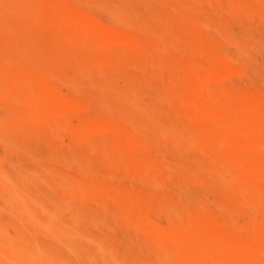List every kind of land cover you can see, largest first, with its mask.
<instances>
[{
    "label": "rangeland",
    "instance_id": "rangeland-1",
    "mask_svg": "<svg viewBox=\"0 0 264 264\" xmlns=\"http://www.w3.org/2000/svg\"><path fill=\"white\" fill-rule=\"evenodd\" d=\"M5 1L0 0V5ZM14 3L4 4V12L13 20L1 28L0 45L6 34L14 33L16 39L10 44L11 49L0 51V64L17 68L21 76L16 70L8 73L0 70L1 169L15 180L26 172L39 176H30L28 183L24 180L21 187L48 209H53L61 196L49 179L39 175L43 168L82 179L95 188L93 193L75 201L82 232L101 240L122 264H150L155 260L156 249L166 253L171 264H264V0H25ZM178 5L185 9L181 10L177 22H169V15L176 13ZM56 6L63 23L47 20ZM119 9L125 12L117 20ZM21 11L30 13L36 21L19 34L20 24L15 17ZM78 14L83 15L80 18L92 19L95 29L89 24L86 32L91 36L80 42L76 50L113 47L112 59L119 70L129 77L148 81V88L138 95L144 111L133 110L128 118L102 117L104 113L94 101L101 95L110 96L108 91L103 93L99 82L103 78H115L114 68H101L105 64L103 59L90 62L86 58L78 59L83 72L76 67V60H73L76 64H60L59 49L65 50L68 39L57 33H64L70 27L79 29ZM95 25L104 27L109 35L112 33L111 40L108 34L106 38L101 37ZM164 31L166 36L162 40ZM114 33L125 34L124 40ZM49 34L51 38L54 36L50 41ZM127 34L157 42V56L149 64L145 63L144 55L131 49L134 42L124 43ZM34 42L44 45L31 50ZM6 73L16 75L24 86L18 85L17 80L18 83L6 79L10 78ZM51 102H55L52 109L48 106ZM56 103L60 107L57 111ZM12 107L33 114L30 118L34 122L29 119L32 133L11 135L6 109ZM145 113L173 128L178 136L176 143L182 152L181 159L190 167H202L201 183L193 181L191 173L178 167L176 162L180 158L174 154L162 157V162L174 164L164 179L146 164V157H152L158 149L142 148L135 141L127 140L136 135L128 122L143 118ZM100 123L106 128L98 129ZM193 124H198L200 129ZM116 125L122 126L120 130L115 131ZM158 140L160 147L170 142L167 136L159 135ZM189 141L200 150L190 149ZM212 164L231 165L235 175L232 189L216 185L215 180L222 173L207 169ZM172 208L176 213L173 214ZM59 219L60 223H68V210H61ZM0 223L11 236L17 230L22 231V242L30 247L32 238L23 228L26 219L5 205L1 196ZM35 237L41 246L57 248L53 238L40 232ZM80 246L83 254L92 250L84 239ZM60 253L67 259H75L66 249L60 248ZM108 256L97 255L91 263L102 264L101 260H107Z\"/></svg>",
    "mask_w": 264,
    "mask_h": 264
},
{
    "label": "bare ground",
    "instance_id": "bare-ground-1",
    "mask_svg": "<svg viewBox=\"0 0 264 264\" xmlns=\"http://www.w3.org/2000/svg\"><path fill=\"white\" fill-rule=\"evenodd\" d=\"M25 0H6L4 4H8V3H14V2H20L23 3ZM111 1V0H110ZM206 1V0H205ZM28 2V1H26ZM109 2V0H108ZM112 3V2H111ZM109 3V4H111ZM4 4L0 5V32H1V28L3 26H5V24H7L8 22H10L11 17L6 14L4 12ZM15 4V3H14ZM25 4V3H24ZM259 5V4H258ZM58 7L61 5H57ZM57 6L56 8H54L53 12H51V14L47 17L48 21H51L52 23L57 24L58 22L63 23V21L61 22V15L58 14V10H57ZM95 6V5H94ZM98 6V5H97ZM100 6V5H99ZM138 6V5H137ZM66 7V6H65ZM68 7V6H67ZM101 7V6H100ZM103 7V5H102ZM178 8L175 9L174 14L169 15V22H172L176 19H178V17L182 14V9L184 6L182 5H178ZM48 8V7H47ZM99 8V7H98ZM107 8V7H106ZM114 8V7H113ZM65 8H62V11ZM51 10V9H50ZM135 10V9H134ZM65 11V10H64ZM63 11V12H64ZM125 12L124 9H119L116 13V19L119 20V16H121L123 13ZM133 12V10H132ZM139 12V11H138ZM72 12H70L69 14H71ZM68 14V12L66 13V15ZM76 14V13H75ZM65 15V16H66ZM73 15V14H72ZM77 15V14H76ZM75 17V15H73ZM80 15L78 14V17L76 18H80ZM131 16V15H130ZM128 16V17H130ZM16 21L20 24L19 27V34H22L23 31L26 32L27 28L29 27L28 24H33V22L36 21V18H34V16L30 15V13H26L25 11H21L17 14V17H15ZM75 18V19H76ZM122 19V18H121ZM130 19V18H129ZM67 20V19H66ZM70 20V19H69ZM68 20V21H69ZM81 22V26H79V29H75V28H69L66 29V32H62L60 34L57 33V35H59L60 37H62L63 39L66 38V41L68 39L67 42V47L64 49H59V54H61V57L59 58V62L61 65H69L70 62H74L73 64H76V62H81L78 59H82L83 60L86 58L87 60L90 61H99L102 60L104 61L105 64H102L101 68H114V70L116 71L115 73V78H103L102 80L100 79L99 82V86L102 88L103 93L104 92H110V96L107 95H101L99 96V98H96L94 103L99 107V109H101L103 111V115H101L102 117L105 118H109V115H119L121 117H127L131 115V111L133 110H141L144 111V109L142 108L140 102L138 101V95L140 93H142L143 91H145L148 88V81H146L143 78H134V77H129L125 72H123L122 70H119L120 67L115 66L116 63L115 61L112 59V52L114 51L113 47H106L100 50H96V49H90V50H81V52H79L78 50H76V46H79L80 42L84 41V39L89 38V36H91L86 32V29H88L89 24L91 25L92 23V19H90L88 16L86 17H81L80 19ZM77 21V20H76ZM94 22V21H93ZM177 22V20H176ZM217 23V22H216ZM68 24V22H67ZM66 24V25H67ZM95 24V22H94ZM120 24V23H119ZM41 25V24H40ZM97 25L99 26V23H97ZM68 26V25H67ZM94 25H91V28ZM96 26V25H95ZM101 26V25H100ZM171 26V25H170ZM66 27V26H65ZM46 28V27H45ZM48 30L49 27L47 26ZM90 28V29H91ZM94 28V27H93ZM97 28V26H96ZM102 27H98L97 29L100 31H98L100 34H102L101 37L106 38V34H108L107 31H105V29H101ZM95 29V28H94ZM107 29V28H106ZM164 30H167V27L163 28ZM90 32V30H88ZM93 31V30H92ZM103 31V33H102ZM105 31V32H104ZM24 32V33H25ZM97 32V30H96ZM97 32V34H98ZM107 32V33H106ZM114 32V31H113ZM161 32V31H160ZM94 33V32H93ZM111 33V32H110ZM165 33L166 31L162 32V40H165ZM26 34V33H25ZM99 34V35H100ZM120 34V33H119ZM119 34L114 33V35L119 36ZM1 35V33H0ZM112 35V33H111ZM111 35H107V37L111 40ZM121 35V34H120ZM125 34L121 35V38H123ZM128 35V34H127ZM26 36V35H25ZM98 36V35H97ZM111 36V37H109ZM123 36V37H122ZM4 37V36H3ZM15 34L11 33V34H6L5 36V40L4 43H2L0 45V51H4L5 49H11V45L12 42L15 41ZM54 36L52 35V38ZM94 37V35H93ZM126 37V41H124V43H131L134 42V47L131 48L132 50H134L135 52H139L141 54L144 55V59L146 60L145 63L149 64L150 61L153 59L154 56H157L159 50H158V44L157 42L154 43V41H152V39H145V38H138L136 36H133L131 34H129ZM48 41H50L51 38V34H49L47 36ZM95 38V37H94ZM107 38V41H109V39ZM116 38V37H115ZM119 38V40L121 39ZM62 39V40H63ZM229 39V38H228ZM255 39V38H253ZM263 39V38H262ZM117 40V39H116ZM122 40V39H121ZM124 40V38H123ZM116 42V41H115ZM96 43V42H95ZM120 43V42H118ZM117 43V44H118ZM227 43H229L227 41ZM257 43V42H256ZM43 44V43H42ZM42 44H37L34 42V45H32L33 47L31 48V50H36V48L40 45L42 46ZM97 44V43H96ZM44 45V44H43ZM80 47V46H79ZM255 47V46H253ZM259 47V46H258ZM119 48V47H118ZM118 48H116L118 50ZM253 50V49H252ZM54 51V50H52ZM255 51V50H253ZM20 54V53H19ZM239 55V54H238ZM27 57V56H26ZM119 57V56H118ZM223 60V59H222ZM224 63V62H223ZM222 63V64H223ZM249 63V62H248ZM261 63V62H260ZM122 64V61H121ZM246 64V63H245ZM224 65V64H223ZM263 65V64H262ZM30 66V65H29ZM73 66V65H72ZM249 66V65H248ZM254 66V65H253ZM264 66V65H263ZM15 67V66H14ZM33 67V66H32ZM76 67L79 69L80 72H83V65L81 63L76 64ZM86 68V66H84ZM255 67V66H254ZM262 67V66H261ZM36 68V67H35ZM125 68V67H124ZM234 68V67H233ZM228 69V66H227ZM0 70L1 73L2 71H8L10 72L11 70H16L19 71L17 68H8L5 64H0ZM21 70V69H20ZM153 71V70H152ZM232 71V70H231ZM262 71V70H261ZM13 72V71H12ZM76 72V71H75ZM86 72V71H85ZM150 72V71H149ZM148 72V73H149ZM0 73V74H1ZM5 74L6 77H10V78H6V79H10V80H14V82H16V80L18 79L15 76H10L13 74ZM16 72H14L15 74ZM20 76H21V71H19ZM156 73V72H155ZM158 73V72H157ZM162 73V72H161ZM206 74V73H205ZM205 74L204 76V82L206 80L205 78ZM19 75V74H18ZM158 75V74H157ZM161 76V74H160ZM212 76V75H211ZM89 77V76H87ZM199 77V76H198ZM210 75H207V78H209ZM26 78V76H25ZM212 78V77H210ZM209 78V79H210ZM224 78V76H223ZM90 79V78H89ZM202 79V80H203ZM21 79H19L20 81ZM34 80V79H33ZM91 80V79H90ZM18 81V80H17ZM18 81V82H19ZM36 81V80H35ZM87 81V80H86ZM13 82V81H12ZM16 82V83H18ZM37 82V81H36ZM89 83V81H87ZM203 82V83H204ZM38 83V82H37ZM91 83V82H90ZM161 83V82H160ZM201 82H199L200 85ZM23 85L22 83H18V85ZM193 84V83H192ZM39 85V84H38ZM185 85V84H184ZM87 86V85H86ZM163 86V85H162ZM35 87V86H33ZM40 87V86H39ZM43 87V86H42ZM164 87V86H163ZM45 88V87H44ZM74 88H76L74 86ZM99 88V87H96ZM95 88V90H96ZM49 88H46V90L48 91ZM54 89V88H53ZM40 90V89H39ZM43 90V89H42ZM38 91V90H37ZM50 91V90H49ZM94 92V91H93ZM166 92V91H165ZM170 92V91H169ZM53 93V92H52ZM56 94V92H54ZM96 93V92H95ZM42 94V93H41ZM101 94V93H100ZM171 95V94H170ZM44 96V91L42 94V97ZM47 96H49L47 94ZM107 96V97H106ZM159 96V94H158ZM161 96V95H160ZM164 96V95H163ZM59 97V96H58ZM108 97H112L113 99H109ZM145 97V96H144ZM169 97V96H168ZM51 98V97H50ZM173 98V97H172ZM61 99V98H60ZM63 99V98H62ZM159 99V98H158ZM189 99V98H188ZM239 99V98H238ZM161 100V98H160ZM164 100V99H163ZM60 101V102H59ZM58 102L61 105V100H59ZM64 101V99L62 100ZM57 102V101H56ZM168 102V101H167ZM170 102V101H169ZM53 102H51V105L49 104L48 106H51V109L54 108V104H52ZM58 103V104H59ZM41 104V103H40ZM57 104V103H56ZM57 104V109L59 110V106ZM69 104V108H70V103L67 102L66 105ZM257 104V103H256ZM65 105V106H66ZM71 105L73 106V104L71 103ZM170 105V104H169ZM53 106V107H52ZM62 107L64 105H61ZM199 107L201 105H198ZM249 106V105H248ZM251 106V105H250ZM14 107V105H13ZM12 109H6V117H7V124H9V126L11 127L12 131L11 135L17 134V135H23L25 133L30 134V132L32 133V130L30 128V126H32V124H29V119L31 120L30 117H32L33 114H26L23 112V108L22 111L21 110H16L18 109V107L13 110ZM68 107V106H67ZM94 107V106H93ZM96 107V106H95ZM204 107V106H203ZM49 108V107H48ZM97 108V107H96ZM21 109V108H20ZM245 109V108H244ZM28 110V109H27ZM48 110V109H47ZM199 110V109H198ZM207 110V109H206ZM240 110V109H239ZM25 111V110H24ZM50 111V109H49ZM55 110H53L54 112ZM203 111V110H202ZM211 111H215V109L211 110ZM26 112V111H25ZM46 112V111H45ZM52 112V111H51ZM52 112V113H53ZM65 112V111H64ZM159 112V110L157 111ZM134 113V112H133ZM136 113V111H135ZM227 113V112H226ZM157 114V113H156ZM155 114V115H156ZM146 115V116H145ZM145 115L143 116V118L138 119L137 121H134L132 119H130V122H128L130 124V129L132 130V132H135L136 135H133L130 138H127V140L129 139L132 141H135L136 144H139L142 148H157L158 150H155V155H152V157H146V164L149 166L154 167V169L157 172V175L160 176V178L167 177L168 176V172L171 171V168L174 166L173 163H168L165 160L162 162V157L163 159L166 158L167 154H174L176 156V158H178L179 162L177 161L176 163L178 164V167L180 169H182L184 172L187 173H191L192 174V180L198 183H201L202 179H201V175L200 172L202 170V167H200V165H196L193 167H190L186 164L185 161H183L180 157V155H182V152L180 151V147L179 145H177V135L175 134L173 128L171 126L168 125H162L159 123V121L157 119L154 118L153 115H150L149 113H145ZM206 115V114H205ZM157 116V115H156ZM142 117V116H141ZM128 118V117H127ZM162 118V117H161ZM188 118L190 119V116H188ZM200 118V117H199ZM251 119V118H250ZM191 120L193 121L192 117ZM245 120V119H243ZM33 121V118L31 120ZM254 121V120H253ZM5 122V123H6ZM88 122V121H86ZM40 123V122H39ZM71 123V121H70ZM91 123H93V121H91ZM96 125L97 122L95 121ZM99 123V122H98ZM196 123V122H195ZM85 125V123H83ZM87 124V123H86ZM90 124V123H88ZM102 123L98 124L99 126ZM105 124V123H104ZM259 124V123H258ZM262 124V123H261ZM79 127V124H77ZM83 125V126H84ZM96 125L94 124V127H92L93 125H91V127L94 129L96 127ZM107 125V124H106ZM103 125V126H106ZM194 126H196V124H193ZM192 125V126H193ZM110 126V125H109ZM6 127V126H5ZM8 127V126H7ZM77 127V126H76ZM102 126L98 127L101 128ZM108 127V126H107ZM122 126L116 125L115 126V131L120 130ZM86 128V127H85ZM103 129L106 127H102ZM101 128V129H102ZM109 128V127H108ZM127 128V127H126ZM196 129H200V127L197 126L195 127ZM252 128V127H251ZM10 129V128H8ZM10 129V130H11ZM76 129V128H75ZM90 129V127H89ZM102 129V130H103ZM114 130V129H113ZM75 131V130H74ZM80 132V131H79ZM84 132V130L82 131ZM6 133V132H5ZM9 133V132H8ZM13 134V135H14ZM34 134V133H33ZM84 134V133H83ZM127 134V133H126ZM132 134V133H131ZM3 135V134H2ZM71 135V134H70ZM87 135V134H86ZM125 135V134H124ZM128 135V134H127ZM167 136L170 140V142H168L167 144H164V146L160 147V142L158 140V136ZM196 135V134H195ZM33 136V135H32ZM82 136V135H80ZM84 136V135H83ZM35 137V135L33 136ZM195 137V136H194ZM197 138V135L195 137V139ZM234 138V137H233ZM232 138V139H233ZM126 139V137H125ZM194 139V140H195ZM71 140V139H70ZM40 141V140H39ZM128 141V142H129ZM13 142H18L17 139H13ZM12 142V144H14ZM72 142V141H71ZM134 142V143H135ZM260 142V141H259ZM42 143V142H41ZM73 143V142H72ZM132 143V142H130ZM10 144V143H9ZM126 144V143H125ZM221 144V143H220ZM11 145V144H10ZM264 145V144H263ZM262 145V146H263ZM70 146V145H69ZM187 146H189V148H194L197 150H200V148H197L196 146H194L193 144L190 143V141L188 142ZM264 147V146H263ZM10 148V147H9ZM76 148V147H74ZM161 148V149H159ZM21 151V150H20ZM76 151V150H74ZM8 152V151H7ZM10 152V150H9ZM69 152V151H68ZM73 152V151H72ZM96 152V150H95ZM204 153V152H203ZM13 154V153H11ZM15 154V153H14ZM205 154V153H204ZM211 154V153H210ZM9 155V153H8ZM26 155V152H25ZM212 155V154H211ZM75 156V155H74ZM213 156V155H212ZM254 156V155H252ZM27 157V155L25 156ZM258 157V156H257ZM263 157V156H262ZM11 159V158H10ZM27 159V158H25ZM250 159V157H249ZM255 160V158H252ZM258 159V158H257ZM263 159V158H262ZM15 160V158H14ZM16 161V160H15ZM42 161V160H40ZM19 162V159H18ZM27 162V161H26ZM87 162V161H86ZM21 163V162H19ZM175 163V162H174ZM75 164V163H74ZM173 164V165H172ZM77 165V164H76ZM239 165V164H238ZM237 165V166H238ZM76 168V167H75ZM159 168V170H158ZM205 168V167H204ZM42 175L45 177V179H49L50 182L57 187V189L60 192V200H58V203L56 201V205H55V209H48L46 208L40 201L35 200V198L30 195L27 191V189H24L23 187H21V184H24L23 181L25 180L26 182L29 181V177L30 176H34V177H39L36 176V174L34 173H29L26 172V174L24 175L23 173V177H20L21 180L20 183H18V180H15L12 175L7 174L5 171H3L0 167V196L4 202L5 205H7L10 209H13L14 212L16 211L17 213H19V215H21V217L23 219H26V223L23 226V228H25L24 232L29 234L32 238V242H30V247H28V243L26 246V243L22 242V237L24 236L22 234V231L17 230L18 232L11 236L8 234V231L6 229V227L0 223V264H7L6 262L9 263H14L17 262L20 264H92L91 261L94 260L95 256L97 255H109L107 260H101L102 264H122V261L120 260V258H118L117 256H115L110 249H108V247L101 241L98 239H95L93 237H88L86 236L81 229V224H80V217H79V211L77 206L75 205V201L82 199L83 197H85L89 192L93 193L95 188H92L88 185L87 182H85L82 179H77L74 177H71L67 174L63 175V174H56V172L52 169H45ZM81 169V168H79ZM85 169V168H84ZM207 169H210V171L212 173H215V171H220L219 174L222 173V175L219 177V179L215 180L216 185H224L225 187H227L228 189H232L234 182H235V175L233 173V169L231 167V165L229 164H225L224 166H220L218 165H209V167ZM82 170V169H81ZM209 171V170H207ZM15 175V174H13ZM180 175V174H179ZM80 176V175H79ZM204 176V175H203ZM205 177V176H204ZM158 178V179H160ZM206 178V177H205ZM24 181V182H25ZM43 181V180H42ZM159 182H161L159 180ZM205 182V181H204ZM207 182V181H206ZM28 183V182H27ZM207 184V183H206ZM34 185V183H33ZM213 185V184H212ZM97 187V185H96ZM27 188V187H26ZM40 188V187H39ZM98 188V187H97ZM210 188V187H209ZM218 188V187H217ZM258 189V188H257ZM96 191V190H95ZM218 191V190H217ZM101 193V192H100ZM200 193V192H199ZM211 194V193H210ZM262 194V193H260ZM263 196V195H262ZM59 197V196H58ZM214 200L216 201L217 198ZM205 201V200H204ZM210 202V201H209ZM263 202V201H262ZM215 205V204H214ZM217 206V205H216ZM211 207V206H209ZM58 209V210H57ZM167 209V208H166ZM219 209V208H218ZM217 209V210H218ZM254 209V208H253ZM37 210V211H36ZM61 210H68V212L70 213V220L68 221V223H60V219H59V212H61ZM222 210V209H221ZM220 211V210H219ZM258 211V210H256ZM172 212L173 214L176 213V210L174 208H172ZM168 213V212H167ZM262 214V213H261ZM200 216V215H199ZM261 216V215H260ZM166 217H168L166 215ZM174 217V216H173ZM196 217V216H195ZM259 217V216H258ZM163 218V217H162ZM262 218V217H261ZM67 219V218H66ZM205 219V218H204ZM263 220V218L261 219ZM147 221V220H146ZM209 221V220H208ZM216 221V220H215ZM204 222V220H203ZM202 222V223H203ZM155 224V223H154ZM207 224V223H206ZM148 225V224H147ZM211 225V224H210ZM153 226V225H152ZM161 227V226H160ZM84 229V228H83ZM87 229V228H86ZM136 229V228H135ZM146 229V228H145ZM143 229V230H145ZM158 229V228H157ZM159 229H163L162 227ZM158 229V230H159ZM178 229V227H177ZM23 230V229H22ZM88 230V229H87ZM157 230V231H158ZM162 231V230H160ZM165 231V230H164ZM42 233L45 234L46 236H49L51 238H53L56 241L57 244V248L52 250L47 246H44L37 241V238L35 237L36 233ZM89 232V231H88ZM145 232V231H144ZM169 232V231H168ZM208 232V231H207ZM96 233V232H95ZM146 233V232H145ZM165 233V232H164ZM171 233H174L171 232ZM89 234V233H88ZM163 234V233H162ZM104 235V234H103ZM102 235V236H103ZM165 235V234H164ZM171 235V234H170ZM175 235L178 236V234L175 233ZM185 235V234H184ZM204 235V234H203ZM206 235V234H205ZM248 235V234H247ZM97 236V235H96ZM148 236V235H147ZM174 236V235H173ZM26 237V236H25ZM28 237V235H27ZM105 237V235H104ZM155 237V236H154ZM163 237V236H162ZM217 237V236H216ZM235 237V236H234ZM107 238V237H106ZM173 238V237H172ZM181 239V237H179ZM220 238V237H219ZM84 239L88 245L90 247H92V250H89L88 252H86L85 254L81 253V240ZM151 239V238H150ZM162 239V238H160ZM185 239V238H184ZM201 239V238H200ZM203 239V238H202ZM216 239V238H215ZM234 239V238H233ZM241 239V238H240ZM153 240V239H152ZM151 240V241H152ZM232 240V239H231ZM106 241V240H105ZM161 241V240H160ZM177 241V240H176ZM29 242V241H27ZM154 242V240L152 241ZM159 243V241H158ZM181 243V242H180ZM183 243V242H182ZM156 246L158 248L157 243H155ZM177 244H179L177 242ZM234 244V243H233ZM171 245V244H170ZM246 245V244H245ZM253 245V244H252ZM251 245V246H252ZM163 246V245H162ZM234 246V245H233ZM248 246V243L247 245ZM187 247V246H186ZM204 247V246H203ZM60 248L66 249L67 252H71L73 253V255L75 256L74 260H70L67 259L66 257L62 256L60 253ZM160 248V246H159ZM185 248V247H184ZM194 250V249H193ZM160 249H156V255H155V260L150 263V264H171L168 257H166V253H162L160 252ZM164 251V250H162ZM168 251V250H167ZM185 251V250H184ZM190 251H192L190 249ZM230 251V250H229ZM154 253V252H153ZM185 253V252H184ZM69 254V253H68ZM184 255H187L184 254ZM237 255V254H236ZM202 259V258H201ZM232 260V259H231ZM202 261V260H201ZM200 261V262H201ZM260 262V261H259ZM242 264V263H241Z\"/></svg>",
    "mask_w": 264,
    "mask_h": 264
}]
</instances>
